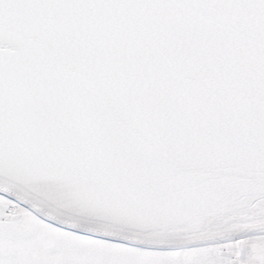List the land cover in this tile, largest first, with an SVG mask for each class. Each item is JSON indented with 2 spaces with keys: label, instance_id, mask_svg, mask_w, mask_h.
Returning a JSON list of instances; mask_svg holds the SVG:
<instances>
[{
  "label": "snow or ice",
  "instance_id": "snow-or-ice-1",
  "mask_svg": "<svg viewBox=\"0 0 264 264\" xmlns=\"http://www.w3.org/2000/svg\"><path fill=\"white\" fill-rule=\"evenodd\" d=\"M0 264H264V0H0Z\"/></svg>",
  "mask_w": 264,
  "mask_h": 264
}]
</instances>
